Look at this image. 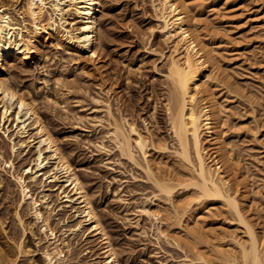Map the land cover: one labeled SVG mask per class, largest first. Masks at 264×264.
I'll return each mask as SVG.
<instances>
[{"label": "rangeland", "instance_id": "rangeland-1", "mask_svg": "<svg viewBox=\"0 0 264 264\" xmlns=\"http://www.w3.org/2000/svg\"><path fill=\"white\" fill-rule=\"evenodd\" d=\"M16 1L0 0L17 11L20 3ZM101 5L96 60L76 48H58L57 40L49 39L37 46L26 63L9 65L6 78L19 94L33 101L41 122L82 183L118 264H204L196 262L185 248H177L174 240L184 237L182 229L168 230L165 220L156 226L147 214L161 202L153 199L157 194L161 198L160 194L143 173L141 154L133 148L131 161L111 134L114 121L122 124L128 120L153 143L148 149L152 162L168 158L171 162L168 156L177 144L168 125L166 104L173 89L165 77L167 59L161 56L169 55L171 45L160 31L151 0H101ZM194 14L215 51L214 64L220 74L215 92L222 114L221 141L231 164L239 170L236 184L248 192L243 208L264 245V0H208ZM12 16L20 24L21 18L15 13ZM17 113L14 106L4 120L0 112L1 156L7 160L10 141L16 145L14 169L0 161V255L7 260L3 264H10L8 260L45 264L42 256L48 245L40 231L42 225L31 220L29 204L18 208L20 190L11 178L22 175L34 198L44 194L30 184L41 148L36 141L21 147L28 138L17 135ZM20 117L26 125L31 122ZM123 127L128 135L127 126ZM33 135L29 128V137ZM164 145L168 156L155 151ZM30 168L33 174L27 171ZM176 171L170 166L169 176L179 177ZM55 172L51 162L40 181H47L46 194L53 207L49 225L70 247L63 253L65 260L69 264H104L105 245L91 237L87 227L83 234L71 233L80 216L74 205L62 203V192L68 191L61 183H49ZM207 210L203 232L241 233L221 206ZM16 213L30 225L33 235L27 232L22 238ZM20 239L24 240L23 255H17L15 248Z\"/></svg>", "mask_w": 264, "mask_h": 264}, {"label": "bare ground", "instance_id": "bare-ground-1", "mask_svg": "<svg viewBox=\"0 0 264 264\" xmlns=\"http://www.w3.org/2000/svg\"><path fill=\"white\" fill-rule=\"evenodd\" d=\"M207 1L151 0L156 20L161 25L160 31L166 43L171 45L169 55L166 57L161 54V56L167 59L165 77L173 89L166 104V111L168 125L177 149L170 156L166 154L168 149L165 145L155 150L156 153L171 157V165L167 161L168 157L166 161L161 159L159 163L152 162V158L148 157V149L153 143L128 120H122V124L114 121L111 134L119 150L131 161H133V148L141 154L144 162L143 173L153 183L161 197L159 198L158 194L153 196V199L161 202L158 203L157 208L147 214L153 217L156 226L166 221L167 229L175 227L183 230L184 237L174 240L177 248H185L196 262L204 264H214V262L264 264L263 242L259 240L255 227L243 208V201L247 200L248 192L244 187V190H241L239 184H236L239 170L232 165L233 163L231 164L226 146L221 141L222 114L215 92L220 84V74L214 64L215 51L206 39L203 25L197 22L194 14L196 7L202 6ZM16 2L20 3V9L17 11L12 9L11 5L0 2V9H3L0 11V112L4 120H8L14 106L17 107L16 120L20 127L17 135L20 138H28V143L22 142L21 147L28 148L36 141L41 148L33 163L36 172L33 168L27 171L30 174L35 172L30 184L44 193L40 198H34L32 188L27 186L23 176L11 175L20 190L18 208L29 204L31 220L42 225L40 231L48 245L43 252L42 261L45 264H69V259L65 260L67 258L63 253L66 250L68 252L70 247L65 240L57 238L49 225L53 207L50 197L46 194L47 181H40L41 177L45 176L44 171L52 162L56 172L48 178L49 183H61L63 189L68 191V194L62 192L64 194L62 203L74 205L77 215L80 216V222L70 232L83 234L84 227H87L89 235L105 245L104 264H118L114 249L82 183L60 151L55 139L41 122L33 101L29 96L27 98L19 94L9 85L6 78L9 65L26 63L35 53L37 46L49 39L57 40L58 48H76L90 60H96L98 58L97 14L102 6L101 0H17ZM12 13L21 18L20 24L13 18ZM67 27H70V30H67ZM6 95L8 99H5ZM12 96H15V99H11ZM108 113L110 115L109 109ZM20 115L28 117L31 122L26 125ZM123 125L127 126L128 135ZM29 128L34 131V135L30 137ZM10 142L11 147L8 151L10 157L5 160L0 154V161L10 169H14L16 145H13V141ZM170 166L178 171L176 172L179 177L169 176ZM56 174L59 177H56ZM215 205L221 206L231 214L233 218L231 221L236 229L240 230V234L203 232L202 218L207 216L209 211L207 209ZM204 211H207L205 215ZM18 213L15 214V219L22 229V238L27 232L33 235L30 225L26 226ZM163 235L165 238L169 237ZM15 248L17 255H23L24 240L17 241ZM5 262L7 260L0 255V264ZM8 263L14 264L15 260H8Z\"/></svg>", "mask_w": 264, "mask_h": 264}, {"label": "snow or ice", "instance_id": "snow-or-ice-1", "mask_svg": "<svg viewBox=\"0 0 264 264\" xmlns=\"http://www.w3.org/2000/svg\"><path fill=\"white\" fill-rule=\"evenodd\" d=\"M0 11H3V9H0ZM93 55H95V53H93ZM8 98H9V97L6 95V96H5V99H8ZM11 99H15V96H12ZM193 99H194V98H193ZM21 106H22V105H21ZM258 264H259V262H258Z\"/></svg>", "mask_w": 264, "mask_h": 264}]
</instances>
